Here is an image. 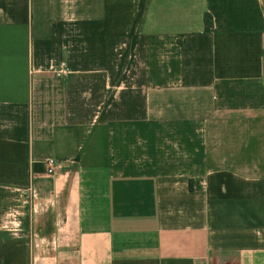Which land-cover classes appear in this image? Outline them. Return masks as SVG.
Instances as JSON below:
<instances>
[{"label":"crops","instance_id":"0c3cea01","mask_svg":"<svg viewBox=\"0 0 264 264\" xmlns=\"http://www.w3.org/2000/svg\"><path fill=\"white\" fill-rule=\"evenodd\" d=\"M0 264H264V0H0Z\"/></svg>","mask_w":264,"mask_h":264},{"label":"built area","instance_id":"2783aa9c","mask_svg":"<svg viewBox=\"0 0 264 264\" xmlns=\"http://www.w3.org/2000/svg\"><path fill=\"white\" fill-rule=\"evenodd\" d=\"M51 71L56 74V75H61L63 73H65L66 69H65V64L64 62H60L57 66H53L51 68ZM46 165H47V173L49 174H53L56 170V164H55V159L53 157H48L46 159ZM52 197L55 196V194H51ZM35 197V195H34ZM40 206L45 207L46 205L44 204H40ZM48 242L43 239V238H35L33 239L32 243H31V254H32V258H36L39 256L40 250H42L43 247L47 246Z\"/></svg>","mask_w":264,"mask_h":264},{"label":"trees","instance_id":"16d2710c","mask_svg":"<svg viewBox=\"0 0 264 264\" xmlns=\"http://www.w3.org/2000/svg\"><path fill=\"white\" fill-rule=\"evenodd\" d=\"M204 23L206 25V29H209V27H211L212 25V18L211 15L208 13H205L204 15Z\"/></svg>","mask_w":264,"mask_h":264}]
</instances>
